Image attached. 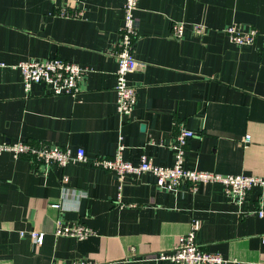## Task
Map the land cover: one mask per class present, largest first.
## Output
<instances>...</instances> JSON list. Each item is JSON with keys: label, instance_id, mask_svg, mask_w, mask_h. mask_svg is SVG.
Here are the masks:
<instances>
[{"label": "crops", "instance_id": "1", "mask_svg": "<svg viewBox=\"0 0 264 264\" xmlns=\"http://www.w3.org/2000/svg\"><path fill=\"white\" fill-rule=\"evenodd\" d=\"M123 3L0 0V140L44 142L73 154L82 148L87 156L46 167L0 152V264H174L147 255L170 250L194 221L196 243L220 253L222 264H264V214L257 213L264 186H253L237 204L219 182L170 191L157 187L150 171L120 178L95 163L122 144L125 161L137 165L144 154L153 165L171 166V144L183 124L195 132L185 148L186 168L261 175L264 0H138L133 54L139 65L127 76L137 100L127 116L116 111L111 54ZM176 22L184 23L180 39L170 35ZM196 23L208 30L194 34ZM231 24L256 28L255 42L230 41L220 29ZM55 56L87 69L79 92L54 95L39 83L25 91L13 65ZM56 202L59 208L51 205ZM57 219L80 222L91 234L56 236ZM31 231L43 234L42 243L33 242Z\"/></svg>", "mask_w": 264, "mask_h": 264}, {"label": "built area", "instance_id": "2", "mask_svg": "<svg viewBox=\"0 0 264 264\" xmlns=\"http://www.w3.org/2000/svg\"><path fill=\"white\" fill-rule=\"evenodd\" d=\"M138 0H124L122 6V21L119 26V39L112 55L116 60L114 71L113 90L116 95V111L121 116L130 115L137 98L136 87L128 82V74L135 71L139 62L134 57L133 49L137 37L136 18L134 11L137 8ZM66 13V12H65ZM64 13V14H65ZM77 14L76 11H74ZM73 13V14H74ZM74 14V15H75ZM208 28L200 23L192 25V32L196 35L204 34ZM230 41L237 45L253 44L258 35L256 28L251 27L247 31L238 29L235 25H226L220 29ZM184 32V23L176 22L171 26L170 35L180 39ZM13 67H17L22 74V83L25 91H29L33 83H39L47 87L54 95H75L79 92L84 82L87 69L79 64L63 59L59 56L48 59L37 60L28 59L19 61ZM195 135V132L183 124H178L177 132L174 136L171 148L174 153V161L171 166L162 167L153 165L146 155L140 156L137 165L125 161L122 158V144L113 156H99L95 163L99 167L114 171L115 174L124 178L129 173H142L150 171L155 175V184L159 188L170 191H177L183 184L194 188L201 182H219L223 186L224 193L234 203H242L248 191L255 185L264 186V171L261 175L247 174H219L202 171L199 169H188L184 166L185 148L188 140ZM244 141H249V136L244 137ZM10 152L14 157L27 156L36 164L65 166L70 160L87 161V156L82 148H78L73 154L68 147H62L44 142L32 144L25 141H5L0 140V152ZM68 177L63 176L61 186L66 190ZM55 208L60 207V203L51 204ZM258 215L264 214V199L257 209ZM199 223L194 221L190 229L178 237V241L170 250L159 251L147 257L153 262L170 261L174 264H222L225 259L220 253L210 252L201 248L196 243V230ZM22 236L27 233L21 231ZM56 236H71L78 239L91 234L90 228L80 222L64 223L57 219L54 227ZM33 242L40 244L43 241V234L31 231L28 234ZM264 262V261H263ZM67 264H98L90 260L77 259ZM106 264V263H99Z\"/></svg>", "mask_w": 264, "mask_h": 264}]
</instances>
